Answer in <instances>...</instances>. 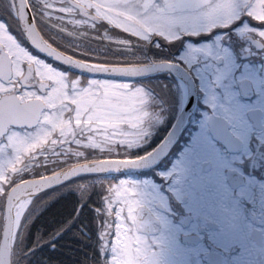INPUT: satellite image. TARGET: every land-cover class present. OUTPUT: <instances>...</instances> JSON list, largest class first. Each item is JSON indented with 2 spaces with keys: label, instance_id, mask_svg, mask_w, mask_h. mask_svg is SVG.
Returning <instances> with one entry per match:
<instances>
[{
  "label": "snow or ice",
  "instance_id": "obj_1",
  "mask_svg": "<svg viewBox=\"0 0 264 264\" xmlns=\"http://www.w3.org/2000/svg\"><path fill=\"white\" fill-rule=\"evenodd\" d=\"M113 28L145 46L184 49L174 59L144 53L121 65L125 95L132 98L123 112L99 107L104 102L90 90L73 94L68 74L39 55L81 71L97 62L65 52L56 33L77 41L103 38L135 53L132 41L109 36ZM0 36V205L12 209L0 228V264H31L34 249L16 225V189L37 154L57 134L72 131L73 108V119L110 120L118 128L124 152L116 158L130 161L125 167L136 174L105 197L109 217H116L108 228L126 221L136 264H264V228L253 236L246 223L257 215V191L264 195V0H26L19 6L4 0ZM165 71L174 74L175 87L156 91L136 82ZM79 87L73 80L71 88ZM181 89L194 92L188 123L196 131L173 163L172 146L187 131L176 115L183 111ZM254 109L259 130L248 140ZM259 217L264 224V202Z\"/></svg>",
  "mask_w": 264,
  "mask_h": 264
},
{
  "label": "flooded vegetation",
  "instance_id": "obj_2",
  "mask_svg": "<svg viewBox=\"0 0 264 264\" xmlns=\"http://www.w3.org/2000/svg\"><path fill=\"white\" fill-rule=\"evenodd\" d=\"M33 2H35V0H33ZM3 3L4 0H0V6H2ZM73 30L77 32L80 31L78 28H74ZM98 30L99 28H97L96 31ZM109 30L114 31V28ZM56 35L62 37L63 43L58 46H63L65 52H68L66 51L68 49H76L77 45L78 47L80 46L81 41L87 39L77 41L71 37L63 36L60 33H56ZM111 36L116 37V34L113 33ZM0 38H2V36H0ZM65 45H70L71 47H65ZM152 47L153 46H148V54L153 51ZM196 47L199 46L194 45L193 55L200 56L201 54L195 51ZM237 47L239 48L238 44ZM177 49L184 51L180 44L168 45L161 42V47L156 55H158L159 58L174 59L175 56L178 55ZM33 51L35 53V50ZM39 55L41 58L47 59L49 63H52L54 67L59 68L61 72L68 74L69 89L73 94L75 93L74 89L71 88L73 80L77 81L81 87L86 85L87 82L89 83L90 80L91 83L94 82L91 78L75 74L51 59L46 58L44 55ZM71 55L74 56L73 54ZM240 55H247V53L241 49ZM248 70L255 71L252 65H249ZM173 77L174 74H170L166 71L160 72L145 79L143 84L149 89L160 91L164 85H168L169 87L173 85ZM246 83L253 91L256 90L255 81L249 79ZM173 87L175 86L173 85ZM177 96L180 106L184 110L188 95L181 89L177 93ZM195 104L196 98L192 108L195 107ZM69 107H72V105L69 104ZM200 108H203L202 104H200ZM75 111L76 109L73 108L72 113H69L68 116L69 127H71L72 131L68 135L57 134L55 137L56 143L51 147H44L42 151L37 154V159L32 164L30 170L25 172V181L48 176L56 172H62L78 163L101 159H119L116 158L118 152L120 156L123 155L124 150L119 148L120 137L117 135L118 129H114L115 127L111 129L113 132L108 145L104 147H102L103 144L101 146L96 145V147L84 146L83 144H85V140H87L86 137L89 138L87 134L85 136L86 129L84 127V119L86 118L85 116L81 117L79 119L80 123H78L76 119L72 118ZM181 113L182 111L176 113L178 119ZM260 115L257 109L249 113V122L252 127L248 130L246 139L250 140L253 135L257 134ZM114 125L116 124H111V126ZM186 126L187 131H184L178 143L172 146L175 153V156L172 158L173 163L176 157L179 156L183 147L191 142L192 135L195 134V124H189L187 121ZM76 129H78V132L73 133ZM65 131H67V129H65ZM74 140H77L81 144L75 145V143H73ZM49 143V141L45 142V144ZM76 157H82V159L73 162ZM135 174L136 173L125 172L122 174H102L95 175L94 177H81L46 191L44 196H40L42 195L41 193L32 196L30 199H26V201H19L22 197L15 200V204L18 206L15 210L18 212L20 208L26 205L24 212L20 214L17 227L20 230L21 237L26 246L34 249L33 255L34 257L36 256V261L39 264L41 261V264H136L138 252L135 246L128 243L126 236L125 244H121L118 241L117 222L114 223L113 228H108V224L116 221V217L115 215L109 217L108 203L105 199V197L111 198L110 188L119 189L121 184L126 182V177ZM3 182L4 181H0V183ZM256 186L257 189H259V183H257ZM74 192H77L78 195L76 200L71 202L66 200V203L62 205H67L65 207L66 211L64 213H59L57 211V202L62 201L63 196ZM262 202H264V195L258 190L255 203L257 215H250L246 222L253 229V236H259V230L264 228V224L260 223L259 217V209ZM112 211L115 212V208L112 209ZM0 212H4V216L0 217V228H5L6 210L3 208V205H0ZM122 221L127 232L126 221ZM42 226L45 227V230Z\"/></svg>",
  "mask_w": 264,
  "mask_h": 264
},
{
  "label": "water",
  "instance_id": "obj_3",
  "mask_svg": "<svg viewBox=\"0 0 264 264\" xmlns=\"http://www.w3.org/2000/svg\"><path fill=\"white\" fill-rule=\"evenodd\" d=\"M25 2L26 0H18V6L20 3H25ZM63 66L70 69L71 71L75 73H78V74H81L87 77L124 80L123 69L121 65L87 64L85 65V70L83 71L79 70L78 67L75 65H63ZM153 74H150L147 76H151ZM147 76L139 77L137 78V80L145 78ZM187 95H188L187 100H186L187 108H185L182 111L181 116L179 118L183 121L184 125H186L189 119V114L191 112L190 109H192L195 103V97H193L194 92L189 91ZM128 164H130V161L124 160V159H105V160L77 164L62 172H57L52 175L41 177L38 179H31V180L24 181V183L20 184L17 187L16 196L22 197V198L32 197L42 192H45L47 190L61 186L64 183L69 182L75 178L86 176V175L121 174L123 172L135 173L131 168L125 167ZM11 211L12 209L6 210V225H7V217L8 215H10Z\"/></svg>",
  "mask_w": 264,
  "mask_h": 264
},
{
  "label": "rangeland",
  "instance_id": "obj_4",
  "mask_svg": "<svg viewBox=\"0 0 264 264\" xmlns=\"http://www.w3.org/2000/svg\"><path fill=\"white\" fill-rule=\"evenodd\" d=\"M145 35H148L149 33L147 30L144 32ZM115 64H126L128 65V61H115ZM90 82L84 86H80L79 88H75V93H82L86 90H90L92 95L95 97V100L97 102L103 101V104H99L98 106L111 111H127L128 105L127 102L130 101L132 98L125 95V92L129 85H127L124 82H120L117 80H109V79H101L99 81L92 79ZM80 85V84H79ZM74 93V94H75ZM85 124L84 127L86 129L85 136H89V138L86 137L87 140H85L84 146L88 147H96V145L104 147L105 145H108L111 140L112 135V127H115L114 129H118L116 125L111 126V124H115L112 121L108 120H101L99 118H93L88 119L87 116H85ZM78 123H80V120H77ZM78 132V129L75 130L76 133ZM100 141V142H99ZM75 145L81 144L77 140H74ZM77 151V150H76ZM82 157H76V159L73 160V162L81 160ZM46 193H42L40 196H44Z\"/></svg>",
  "mask_w": 264,
  "mask_h": 264
},
{
  "label": "trees",
  "instance_id": "obj_5",
  "mask_svg": "<svg viewBox=\"0 0 264 264\" xmlns=\"http://www.w3.org/2000/svg\"><path fill=\"white\" fill-rule=\"evenodd\" d=\"M101 27H104L103 25ZM99 32V30L97 31ZM109 36L113 35V33L116 34V37H113L117 40L123 39V40H130L132 41V47L135 49V53H129L127 51H124V45L118 44V43H112V42H106L105 39H91L87 38L84 41H81L79 46V51L76 49H68L69 53L73 54L74 56H78L80 60L83 61H91L94 58L97 59V64H105V65H124V64H115V61H123L126 60L128 63H132V57L133 55H143L144 53H147L148 46H145L142 41H138L137 39H134L130 35H125L123 32H117L115 29L114 31H110ZM112 37V36H111ZM137 43L140 44V47H137ZM64 49L63 46H60ZM153 51L147 55L153 58H159L158 55V48L152 47ZM80 53H85V55H80ZM77 192L70 193L68 195L63 196L62 201L57 202V211L59 213H64L66 211V206L64 205L66 200L68 201H74L77 198ZM71 205V204H70ZM72 214V213H69ZM42 228L45 230V227L42 226ZM41 229V227H40ZM60 257V256H59ZM31 264H39L36 261V256L32 255L30 258ZM42 262V261H41ZM40 262V264H41Z\"/></svg>",
  "mask_w": 264,
  "mask_h": 264
},
{
  "label": "bare ground",
  "instance_id": "obj_6",
  "mask_svg": "<svg viewBox=\"0 0 264 264\" xmlns=\"http://www.w3.org/2000/svg\"><path fill=\"white\" fill-rule=\"evenodd\" d=\"M25 207H26V205H25ZM25 207L23 206L22 208H20V210H19V216H17L18 218L16 219L17 223H18L20 214H22L24 212ZM117 232H118V241L121 244H125L126 243V237H125L124 234L126 232V228H125L122 220H120L117 223Z\"/></svg>",
  "mask_w": 264,
  "mask_h": 264
}]
</instances>
